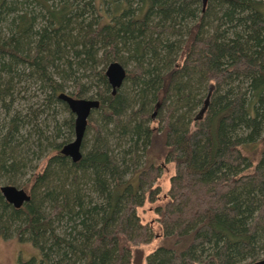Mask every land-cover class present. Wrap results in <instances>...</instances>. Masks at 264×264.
<instances>
[{
    "label": "trees",
    "instance_id": "obj_1",
    "mask_svg": "<svg viewBox=\"0 0 264 264\" xmlns=\"http://www.w3.org/2000/svg\"><path fill=\"white\" fill-rule=\"evenodd\" d=\"M201 7L0 0V185L29 175L30 197L14 208L0 193V237L38 252L18 264L264 257V0ZM113 61L126 70L114 94ZM61 92L99 100L76 162L60 153L74 136ZM167 164L154 235L136 209L157 199ZM156 239L143 260L138 246Z\"/></svg>",
    "mask_w": 264,
    "mask_h": 264
},
{
    "label": "water",
    "instance_id": "obj_2",
    "mask_svg": "<svg viewBox=\"0 0 264 264\" xmlns=\"http://www.w3.org/2000/svg\"><path fill=\"white\" fill-rule=\"evenodd\" d=\"M206 2L207 0H201L203 8ZM105 76L111 87V93L114 94L125 78L126 70L120 63L113 61L107 65ZM57 97L66 104L69 111L74 115L73 139L60 148V153L69 157L71 161L76 162L81 157V143L88 117L92 110L99 107V100L95 98H76L65 92H61ZM0 193L14 208L21 207L30 198L23 188H18L10 184L0 185ZM249 264H264V257Z\"/></svg>",
    "mask_w": 264,
    "mask_h": 264
},
{
    "label": "rangeland",
    "instance_id": "obj_3",
    "mask_svg": "<svg viewBox=\"0 0 264 264\" xmlns=\"http://www.w3.org/2000/svg\"><path fill=\"white\" fill-rule=\"evenodd\" d=\"M69 111H62L58 115L59 121L64 117L68 116ZM73 139V136L71 140ZM155 145H159L155 143ZM40 161L36 159L32 161V164L35 165ZM44 160H41L39 165H42ZM28 171H30L28 169ZM174 168L172 164H167L165 169L163 170L159 179L154 183V187L157 189V199L155 201L150 202L149 200H145L143 205L136 209L137 214L142 223H147L150 225L152 232L154 235H157L159 230V225L157 221V215L155 213V207L164 203V199H160L164 197L168 188H169V178L173 174ZM29 172H27L28 174ZM27 176L24 178H20L17 180V184H14L18 188L21 187V183L25 180ZM2 185V184H1ZM157 244V239L151 241L148 244H140L138 249L141 251V256L144 260V256L149 253ZM38 255L37 250L29 243L19 242L16 238H7L3 239L0 237V264H18V257L22 256L24 259H28L30 256Z\"/></svg>",
    "mask_w": 264,
    "mask_h": 264
},
{
    "label": "bare ground",
    "instance_id": "obj_4",
    "mask_svg": "<svg viewBox=\"0 0 264 264\" xmlns=\"http://www.w3.org/2000/svg\"><path fill=\"white\" fill-rule=\"evenodd\" d=\"M201 4H202V3H201ZM204 7H205V6H204ZM201 9H202V11H203V9H204L203 6L201 7ZM123 80H124V79H123ZM122 82H123V81H122ZM121 84H122V83H121ZM119 87H120V86H119ZM119 87H118V88H119ZM94 110H95V109H94ZM3 198H4V197H3ZM21 206H22V205H21Z\"/></svg>",
    "mask_w": 264,
    "mask_h": 264
}]
</instances>
